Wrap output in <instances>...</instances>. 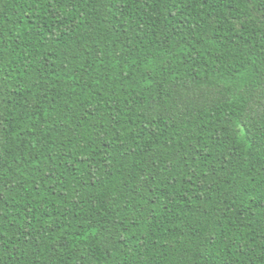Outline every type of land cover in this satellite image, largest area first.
<instances>
[{
    "label": "trees",
    "instance_id": "obj_1",
    "mask_svg": "<svg viewBox=\"0 0 264 264\" xmlns=\"http://www.w3.org/2000/svg\"><path fill=\"white\" fill-rule=\"evenodd\" d=\"M0 264H264V0H0Z\"/></svg>",
    "mask_w": 264,
    "mask_h": 264
}]
</instances>
